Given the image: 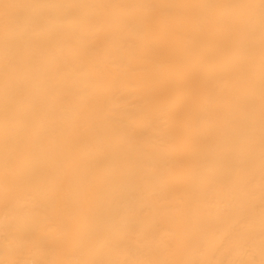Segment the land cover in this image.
<instances>
[{
    "label": "bare ground",
    "instance_id": "obj_1",
    "mask_svg": "<svg viewBox=\"0 0 264 264\" xmlns=\"http://www.w3.org/2000/svg\"><path fill=\"white\" fill-rule=\"evenodd\" d=\"M240 2L258 3V0H0V3L11 4L87 5ZM14 12L21 17L31 15L29 9ZM122 12L126 19H112ZM213 12L209 10V14ZM70 15L75 27L86 33L88 40L74 41L70 47L59 40L39 57L36 70L42 83L32 90L33 95L43 100L49 94H60L62 99L35 113L45 129L36 141L32 157V172L37 179L31 185L14 189L15 210L8 212V218L18 229V235L32 229L38 232L41 240L40 246L33 250L36 258H74L71 246L77 236L75 222L69 220L70 209L81 204L94 205L99 183L100 203L95 219L107 231L133 245L153 236L174 240L182 221L173 213L165 215L160 205L170 204L183 196L189 185L183 181L165 184L159 162L167 158L166 152L152 153L145 148V141L153 134H166L173 142L179 141L178 164L186 173L227 175L243 172L251 166L245 130L241 129L235 137L236 147L228 153L218 147L220 138L213 130L232 119L244 120L252 99L257 131L254 166L258 171L259 32L257 30L254 35V71L249 73L246 69L247 43L233 49L234 60L229 64L223 59L222 43L210 41L199 33L186 35L191 25L185 24L183 17L191 16L190 10L180 17L158 16L151 32L142 19L145 15L142 9L83 8L70 10ZM117 28L121 35L135 42V47L121 46L118 40L109 38ZM51 30L63 32L65 29L54 26ZM88 44L95 61L106 64L109 69L99 89L94 86L96 71L92 58L84 52ZM73 64H83L86 75L77 73L75 87L64 95L63 74L66 65ZM2 65L0 52V68ZM229 77L232 85L226 88ZM249 77L255 82L252 88L246 86ZM2 88L0 79V108ZM86 101L88 112L80 122L74 147L69 150L56 136L67 126L69 113L81 114ZM21 112L24 119L20 126L34 115L27 103L21 106ZM176 113L181 123L173 122L163 128L162 122ZM69 160L71 169L66 167ZM3 163L0 141V176ZM5 219L0 199V242ZM232 223L228 218L217 221L214 239L220 240ZM186 226L191 230L200 226L195 209L187 218ZM126 257L127 248L122 247L116 258ZM0 258H3L2 252ZM161 258L198 259L179 245L164 252Z\"/></svg>",
    "mask_w": 264,
    "mask_h": 264
},
{
    "label": "snow or ice",
    "instance_id": "obj_2",
    "mask_svg": "<svg viewBox=\"0 0 264 264\" xmlns=\"http://www.w3.org/2000/svg\"><path fill=\"white\" fill-rule=\"evenodd\" d=\"M98 8L113 10L142 9V19L149 32L155 26L158 16L165 18L180 17L186 10L191 16L183 17L185 24L191 25L186 35L199 33L209 39L223 44V59L232 63L233 49L241 44L249 46L246 69L254 71V35L259 32V169L254 166L256 154V120L255 102L249 100L247 117L244 120L232 119L221 123L214 129L219 136L218 147L224 153L236 147L235 137L241 129L246 132L250 152V167L243 172L220 174L186 173L178 164L180 142H173L166 134H153L145 141V148L156 154L161 150L167 158L160 160V175L165 184L169 181H183L189 185L183 196L170 204L160 205L165 215L173 213L182 223L178 227L174 240H165L153 236L150 240H141L128 244L114 233L107 231L96 222L100 203V184L96 187L94 205L81 204L70 209L69 220L75 222L77 240L71 246L74 258L56 260L36 258L33 250L40 246L41 237L35 229L18 235V229L8 218V212L15 210L14 189L21 185H31L36 181L32 172V157L36 141L45 129L39 120L40 108L51 105L62 99L60 94H49L43 100H37L33 89L41 86L39 72L36 70L39 57L54 44L63 40L67 46L74 41L88 40V35L75 27L72 9ZM29 9L31 15L21 17L14 10ZM63 10V11H62ZM209 10H214L209 14ZM122 12L113 16L114 20H124ZM54 26H62L63 32H55ZM112 40H118L121 46L135 47L128 37L121 35L117 28L110 33ZM91 45L84 46V52L93 61L96 71L94 86L102 88L109 75L104 63L95 61V54L90 51ZM0 52L3 65L0 68V79L3 82L2 108H0V141L3 144V174L0 176V199L5 209L2 242H0V264H264V0L240 3H189V4H98L78 3H0ZM84 65H66L62 82L65 85L64 95L75 87L76 74L86 75ZM239 82V81H237ZM254 80L249 77L248 88L254 87ZM232 79L226 80L230 88ZM194 91V89H193ZM29 104L34 112L32 118L24 119L21 106ZM88 112L85 102L81 114L69 113L68 124L56 136L58 141L73 149L79 135L80 122ZM180 124L179 113L162 122L167 128L172 123ZM111 147V142H109ZM101 167L103 160L100 161ZM66 167L71 169L69 160ZM55 196V193H53ZM257 204L259 211L257 212ZM193 209L200 226L194 230L186 226L187 218ZM17 216L19 212L17 211ZM221 218L233 221L232 226L220 240L214 239L215 223ZM174 245H179L198 259L170 260L161 258L162 254ZM122 247L127 248L126 258H116Z\"/></svg>",
    "mask_w": 264,
    "mask_h": 264
}]
</instances>
